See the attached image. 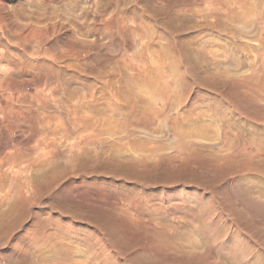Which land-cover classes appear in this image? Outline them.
<instances>
[{"label": "rangeland", "instance_id": "374dc122", "mask_svg": "<svg viewBox=\"0 0 264 264\" xmlns=\"http://www.w3.org/2000/svg\"><path fill=\"white\" fill-rule=\"evenodd\" d=\"M49 263L264 264V0H0V264Z\"/></svg>", "mask_w": 264, "mask_h": 264}, {"label": "bare ground", "instance_id": "6f19581e", "mask_svg": "<svg viewBox=\"0 0 264 264\" xmlns=\"http://www.w3.org/2000/svg\"><path fill=\"white\" fill-rule=\"evenodd\" d=\"M158 48V47H157ZM196 48V47H195ZM163 50V49H162ZM198 50V49H197ZM200 52V51H199ZM199 55V54H198ZM166 57V56H165ZM164 58V57H163ZM175 58V57H174ZM200 58V57H199ZM202 58V57H201ZM177 59V58H176ZM217 61V60H216ZM123 70H125V69H123ZM126 73V72H125ZM213 74V73H212ZM215 74V73H214ZM128 75V74H127ZM223 78V77H222ZM221 78V79H222ZM150 86V85H149ZM144 87V86H143ZM120 89V88H119ZM120 91H122V90H119V92ZM121 93H123V92H121ZM144 102V101H143ZM184 118H186V117H184ZM172 119V118H171ZM157 120V119H156ZM175 121V120H174ZM182 121V120H181ZM108 123V122H107ZM114 123V122H113ZM118 124V123H117ZM157 125V124H156ZM178 125V124H177ZM108 126V125H107ZM111 126H112V124H111ZM158 126V125H157ZM171 126V125H170ZM114 127V126H113ZM117 127V126H116ZM158 128V127H157ZM116 129V128H115ZM185 135H183V137H184ZM180 137H182V136H180ZM177 138V137H176ZM185 138V137H184ZM151 139V138H150ZM137 142V141H136ZM153 142V141H152ZM18 143V142H17ZM144 144V143H143ZM132 146V145H131ZM142 146V145H141ZM133 147V146H132ZM144 147V146H143ZM117 151H120V150H117ZM125 155V154H124ZM39 167V166H38ZM38 170V169H37ZM41 170V169H40ZM40 170H38V171H40ZM41 172V171H40ZM43 172V171H42ZM38 173V172H37ZM39 174V173H38ZM47 175V174H46ZM42 177V176H41ZM35 178V177H34ZM38 180V179H37ZM35 185V184H34ZM3 205V204H2ZM11 207V206H10ZM9 208V207H8ZM5 209V208H4ZM15 212V211H14ZM58 260V259H57ZM50 262V261H49ZM67 262H68V260H67ZM55 263H57V262H55ZM50 264V263H49Z\"/></svg>", "mask_w": 264, "mask_h": 264}]
</instances>
